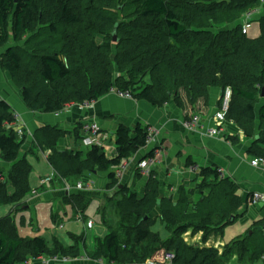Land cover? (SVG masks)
Masks as SVG:
<instances>
[{
    "label": "trees",
    "instance_id": "16d2710c",
    "mask_svg": "<svg viewBox=\"0 0 264 264\" xmlns=\"http://www.w3.org/2000/svg\"><path fill=\"white\" fill-rule=\"evenodd\" d=\"M263 6L262 0H0V48L5 47L0 63L21 90L26 106L44 113L96 101L112 91L129 92L160 107L174 98L179 107L193 108L200 100L208 103L212 87L222 93L229 87L227 119L248 137L256 136L259 108V134L251 154L264 157V15L258 19L261 34L256 38L243 32L241 22ZM116 26L118 42L113 41ZM221 102L222 98L219 107ZM16 120L13 107L0 96V155L14 163L9 182L0 179V210L24 203L32 189L31 165L19 159L26 135L6 127ZM65 133L51 125L34 133L36 146L50 150L48 160L65 185H72L87 170L120 166L149 139L141 126L134 132L121 126L116 133L117 153L109 158L99 146L86 154L58 150ZM76 139H83L78 130ZM109 177L110 187H120L114 172ZM200 177L197 189L202 196L197 201L190 199L193 190L185 186L177 200L161 196L153 177L143 197L124 185L119 204L123 229L105 224L108 232L87 249L91 261L85 264L150 260L160 264L169 254L174 256L171 264H230L235 257L264 264V229H258L264 219L253 224L251 233L228 242L234 246L224 252L185 239L189 231H201L205 237L222 234L232 217L239 218L243 206L238 184L222 176L218 167H201ZM65 202L75 212L84 213L87 207L86 197L77 193L66 196ZM156 209H160L157 217ZM158 219L171 232L169 237L152 230ZM79 241L84 240L78 237L76 244L66 246L54 239L49 245L42 235L20 234L10 212L0 216V264H23L44 255L78 258Z\"/></svg>",
    "mask_w": 264,
    "mask_h": 264
},
{
    "label": "crops",
    "instance_id": "0c3cea01",
    "mask_svg": "<svg viewBox=\"0 0 264 264\" xmlns=\"http://www.w3.org/2000/svg\"><path fill=\"white\" fill-rule=\"evenodd\" d=\"M259 12L260 8L252 12L251 16L260 18L264 15V11ZM244 19L246 21L249 20L248 14L241 19L243 24L246 22H243ZM4 51L5 49L0 50V59ZM147 82H150V76ZM15 88L17 89L10 74L2 69L0 63V96L13 107L15 114L19 116V121L23 124L26 135V141L21 149L22 151L24 148L25 151L23 156L20 157L19 154V159H26L31 165L29 179L33 171V158L30 154L33 155L34 151L39 150L49 165L48 167L45 164L43 165L45 171L36 167L34 173L36 179L32 182L30 179L31 193L26 200L25 210L19 214L21 216L19 222H17L19 216L14 215L16 216V225L23 236L38 235L41 231L40 225L46 228L48 222L45 223V218L48 214H50L52 220L55 218L52 222L54 227L61 225L62 221L70 217L83 219L85 221V229L88 231L93 230L95 225L92 228L87 226V221L92 218L88 217L86 212L91 199H93L92 197L100 194L98 198L105 199L104 196H110L107 186L111 182L109 177L111 171L115 173L118 179L119 188H123L124 185L130 188L133 183H136L134 191L138 194L140 193V197L145 195L147 184L150 178L153 177L158 182L161 196H173L177 200L181 187L185 186L187 189L193 190L192 194L189 195L190 199L197 201L202 196V193L197 189V185L202 181L200 168L218 167L219 170L223 171L222 176L229 177L238 184V194L243 201V206L239 211V218L228 224L223 230L222 234L225 243L228 241L226 240L227 234L233 235L231 240L244 236L251 232L255 222L264 219V201L255 202L253 199L255 192L264 196V169L253 166L251 163L252 159L260 157L251 154V148L258 137L257 134H259V108L257 109L256 136L248 137L234 121H228L224 124L223 130L211 135L208 130L216 127L215 113L219 108V101L223 94L221 88L212 87L208 103L200 100L193 108L192 106L179 107L174 98L166 105L160 107L146 100L123 97L112 91L96 100L93 108L82 110L77 105H72L69 111L62 112L58 116L54 113L30 110L24 103L21 94L18 93V89L15 90ZM262 103L263 100L260 105ZM195 115L200 116V124L192 128L188 124ZM93 122L97 123L100 128L99 136L102 140V146L99 147L104 149L109 158H113L117 153L116 133L121 126L128 127L133 132L137 126H141L149 132L148 143L145 147L131 154L120 166L114 167L110 171L101 169L85 171L80 180L69 186V189H67V185L62 179L55 175L51 182L41 184V179L53 175L56 170L48 160V156L51 153L50 150L44 151L36 146L34 141L36 130L45 125L56 126L66 132L64 137L57 143L58 150H82L86 154L92 146L84 145L83 141L77 140L76 132L78 130L83 138L86 135V128L88 129ZM86 148L87 150L85 151L84 149ZM151 152H154L152 156L155 157L156 162L153 164L150 173H146L138 167V163L144 158L152 157L150 156ZM34 157H37V154H34ZM190 161L195 166H189L188 163ZM10 163L7 164L0 155V168L8 165L12 167L14 163ZM34 164L37 165V162H34ZM6 176L8 177L9 175L7 174ZM58 179L61 180L65 187L60 186ZM82 180H86V185L83 184ZM79 182L83 184V188L77 187ZM9 190L13 191L14 189L9 186ZM206 192H209V189ZM76 193L86 197L87 207L83 211L84 213L75 212L73 206L65 202L66 196ZM36 207L42 211V215H40L42 218L39 217L37 224L32 222L28 225L25 214L28 211L35 210ZM2 208L7 214L9 209L13 207L4 206ZM98 214H100L99 210ZM154 214L159 215L160 209H156ZM42 220H44V223H42ZM23 221L26 227H22L21 223ZM56 221L60 222L57 226L54 225ZM34 225L37 227L34 228ZM260 227L264 229V225ZM78 237H82L84 240L83 250H81V256L74 261H76V264H85L88 260L89 262L91 261L87 253L88 248L85 245L86 233L75 237V240ZM53 240L51 243L48 242V244L51 245ZM223 240L219 239L217 241L216 239L213 242L221 243ZM47 262H49V259L46 256H41L38 258L31 257L23 264H45Z\"/></svg>",
    "mask_w": 264,
    "mask_h": 264
},
{
    "label": "rangeland",
    "instance_id": "374dc122",
    "mask_svg": "<svg viewBox=\"0 0 264 264\" xmlns=\"http://www.w3.org/2000/svg\"><path fill=\"white\" fill-rule=\"evenodd\" d=\"M263 11H264V6L262 8H260V12H263ZM251 14H253V13H248V19L249 20L252 19V22H251L252 27L249 28L248 36L252 37V38H256V37H259L261 34V24L258 20L259 18H255L254 16H251ZM245 21L246 20L244 19L243 22H245ZM4 49H5V47L0 48V50H4ZM146 80L149 81V76L146 77ZM17 89L15 88V90H17L18 93L21 94V90L18 87H17ZM259 105H260V103H259ZM84 150L86 151L87 148ZM24 151L25 150L23 148V150L20 153V157L23 156ZM34 154H37L38 158L34 157ZM30 155L33 158L32 159L33 171L31 173L32 176L30 177L31 182H32L36 179V177L34 176V173L36 171V167L41 169V170H44L43 165L45 164L47 167L49 165L47 164V162L45 161V159L43 158V155L40 153L39 150L34 151L33 155L32 154H30ZM34 162H37V165H35ZM7 164H11V163L7 162ZM10 168H11V166H9V165L5 166L3 168H0V179L1 180L7 181L8 177L6 175L9 174ZM79 180H77L75 182L73 180L72 185L77 183ZM82 182L84 185H86V180H82ZM53 183H55V182L53 181ZM58 183H60V186L65 187L62 184L60 179H58ZM34 184H36V183H34ZM135 185H136V183H133L131 185L130 192L135 190ZM68 186H71V185L69 184ZM107 191H108V193H110V196L107 195V196H104L105 199H101V198H98V197H100V194H98V195L92 197L93 199H91V202L88 206L86 214L88 217H91L95 221V224H94L95 228L93 230L88 231L85 229V221L83 219H79V218L75 219V218H70V217H68L64 221H62L63 223L61 225H58V224H60V222H58V221L54 222L55 226L58 225L57 227H54L52 222L55 220V218H54V220H52L50 214H48L47 217L45 218V223L48 222V225L46 228L45 227L43 228L42 225H40L39 227H40L41 231L39 232L40 234L39 233L38 234L46 236L45 238L50 243H51L52 239H59L62 244L69 246V245L76 244L75 237L83 235V233H86L85 245L88 248V250H91L93 248V246L95 245L94 244L95 239L104 237L106 235V233L108 232V228L104 224H108L112 228H118L119 227V228H121V231H122L123 228L120 226V221H119L120 220L119 204L123 200L124 197L121 193V188H119L118 186H111L110 187V185L108 184ZM101 202L103 204L102 207H101ZM26 205H27V201H25L24 203H21L19 205H16V206L10 205L13 208L9 209V212L12 215H17V217H18L19 214L25 210L24 208ZM98 210H99L100 214H98ZM15 213H17V214H15ZM4 214H6V213H5V211H3V208H2L0 210V216H2ZM25 215L27 218V224L28 225H30L32 222H33V224H37V222L39 221V217L42 218V216H40V215H42V211L40 209H38V207H36L35 210L28 211V213ZM153 216L157 217V215L154 213H153ZM20 218H21V216L18 217L17 222L20 221ZM103 219L106 220V223L104 222V224H103ZM42 223H44V220H42ZM21 225H22V227H26L24 221H23V223H21ZM35 227H37V226L34 225V228ZM152 230L155 232H159V234L164 238L169 237V235L171 234V232L167 229L166 225L160 219H158V221L152 226ZM232 236H231V234H227L226 240H228V241H226V243H225V240H223L224 239L223 234L213 233L212 235L205 237L204 233L201 231L197 232V233H193L192 231H189L188 233L185 234V239L189 243L198 244L202 247L203 246L210 247L213 245H215V246L217 245L216 247H219L220 250H222L221 252H224L225 250H230V248L234 246L233 244L227 245L228 242L233 241V240H231ZM216 239H217V241L219 239H221L223 241H221V243H214L213 240L215 241ZM78 244L80 245L81 250H83V241H79ZM44 256H46L50 262L51 259H54L55 257L59 258L60 256H63V255H56V256L44 255ZM70 258H72V257H70ZM72 263L76 264V261L72 262ZM79 264H81V263H79ZM100 264H101V262H100ZM144 264H149V262H145ZM153 264H155V263H153ZM156 264H158V263H156ZM160 264H171V262H170V260H166L164 263H160ZM230 264H252V263H249L247 258H245L243 260V259H241V257L238 259H237V257H235L234 259H232Z\"/></svg>",
    "mask_w": 264,
    "mask_h": 264
},
{
    "label": "built area",
    "instance_id": "2783aa9c",
    "mask_svg": "<svg viewBox=\"0 0 264 264\" xmlns=\"http://www.w3.org/2000/svg\"><path fill=\"white\" fill-rule=\"evenodd\" d=\"M262 4H264V0H262ZM251 20H247L244 24H243V32L247 33L249 31V28H251L252 24H251ZM120 96L123 97H129V98H133L132 95L129 92H125V93H118ZM232 98V90L231 88H226V90L224 91V93L222 94V102L220 107L218 108V110L215 113V122H216V127L210 128L208 130V132L211 135H215L217 133H219L221 130H223L224 124L227 123L229 120L227 119V114L229 111V107H230V101ZM94 103L95 101H84L82 103H72V104H68L65 106V108L61 111H57L54 114L56 116L60 115L62 112H67L70 110V108L72 107V105H77L80 109L84 110L87 108H93L94 107ZM17 116V120L13 123H7L6 127L7 128H14L15 131L18 133L19 136H22L24 134V127L23 124L19 121V116L16 114ZM232 121V120H230ZM200 124V116L199 115H195L193 116V118L190 120L189 122V126L190 127H197ZM99 125L97 123H92L89 128H86V135L83 137L82 141L84 145L87 146H102V140L99 136ZM156 162L155 157H147L142 159L139 163H138V167L141 168L142 170H144L146 173H150V171L153 168V164ZM253 166L256 167H261L264 169V157H255L254 159H252L251 161ZM219 172H221L222 174V170H219ZM55 176L59 177V174L57 172H54L53 175L51 176H47L45 178H43L41 180V184H45V183H49L53 180ZM78 188H83V184L81 182H79L77 184ZM70 187L67 185V189H69ZM253 199L255 202L257 201H264V196L258 192H255L253 194ZM95 222L90 219L87 221V226L89 228H92L94 226ZM174 256L169 254L166 257V260H172ZM77 258H70V257H66V256H60L55 257L54 259H51L50 262H54V263H50L47 262L45 264H66V263H72L75 262L74 260ZM89 261V260H88ZM87 261V262H88ZM149 264H153L155 262L153 261H148ZM156 264V263H155Z\"/></svg>",
    "mask_w": 264,
    "mask_h": 264
},
{
    "label": "water",
    "instance_id": "95a60500",
    "mask_svg": "<svg viewBox=\"0 0 264 264\" xmlns=\"http://www.w3.org/2000/svg\"><path fill=\"white\" fill-rule=\"evenodd\" d=\"M113 41L114 42H118V34H117V26L115 27L114 33H113ZM264 95V94H263ZM264 205V204H263ZM235 218L232 217L231 218V222L234 220ZM259 230H262V227H258ZM251 233V232H250Z\"/></svg>",
    "mask_w": 264,
    "mask_h": 264
},
{
    "label": "bare ground",
    "instance_id": "6f19581e",
    "mask_svg": "<svg viewBox=\"0 0 264 264\" xmlns=\"http://www.w3.org/2000/svg\"><path fill=\"white\" fill-rule=\"evenodd\" d=\"M90 220V219H89ZM94 221V220H93Z\"/></svg>",
    "mask_w": 264,
    "mask_h": 264
}]
</instances>
